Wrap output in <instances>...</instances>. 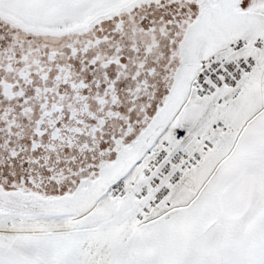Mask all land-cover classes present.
Returning a JSON list of instances; mask_svg holds the SVG:
<instances>
[{
    "label": "snow or ice",
    "instance_id": "1",
    "mask_svg": "<svg viewBox=\"0 0 264 264\" xmlns=\"http://www.w3.org/2000/svg\"><path fill=\"white\" fill-rule=\"evenodd\" d=\"M0 264H264V0H0Z\"/></svg>",
    "mask_w": 264,
    "mask_h": 264
}]
</instances>
